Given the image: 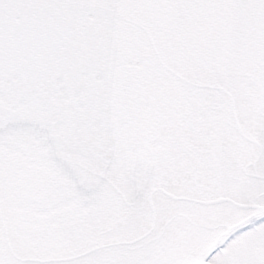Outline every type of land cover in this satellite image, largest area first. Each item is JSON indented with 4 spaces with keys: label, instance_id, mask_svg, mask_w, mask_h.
<instances>
[{
    "label": "flooded vegetation",
    "instance_id": "1",
    "mask_svg": "<svg viewBox=\"0 0 264 264\" xmlns=\"http://www.w3.org/2000/svg\"><path fill=\"white\" fill-rule=\"evenodd\" d=\"M216 80L139 99L0 63V264H215L261 234L264 79Z\"/></svg>",
    "mask_w": 264,
    "mask_h": 264
},
{
    "label": "water",
    "instance_id": "2",
    "mask_svg": "<svg viewBox=\"0 0 264 264\" xmlns=\"http://www.w3.org/2000/svg\"><path fill=\"white\" fill-rule=\"evenodd\" d=\"M0 63L99 64L139 99L263 79L264 0H0Z\"/></svg>",
    "mask_w": 264,
    "mask_h": 264
},
{
    "label": "rangeland",
    "instance_id": "3",
    "mask_svg": "<svg viewBox=\"0 0 264 264\" xmlns=\"http://www.w3.org/2000/svg\"><path fill=\"white\" fill-rule=\"evenodd\" d=\"M261 229H263L261 234L257 236L255 234L245 239L249 243L240 246L238 240L234 241L232 246L226 249L225 254L217 256L214 261L215 264H244L250 259L258 261L259 264H264V225L261 226Z\"/></svg>",
    "mask_w": 264,
    "mask_h": 264
},
{
    "label": "snow or ice",
    "instance_id": "4",
    "mask_svg": "<svg viewBox=\"0 0 264 264\" xmlns=\"http://www.w3.org/2000/svg\"><path fill=\"white\" fill-rule=\"evenodd\" d=\"M244 264H259V262L256 261V260H251L250 259V260L245 261Z\"/></svg>",
    "mask_w": 264,
    "mask_h": 264
}]
</instances>
